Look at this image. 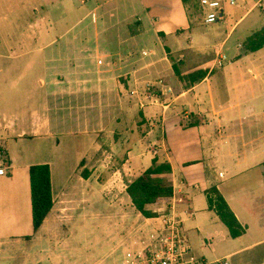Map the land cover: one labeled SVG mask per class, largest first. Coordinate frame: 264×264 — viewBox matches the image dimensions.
Listing matches in <instances>:
<instances>
[{
  "label": "crops",
  "instance_id": "1",
  "mask_svg": "<svg viewBox=\"0 0 264 264\" xmlns=\"http://www.w3.org/2000/svg\"><path fill=\"white\" fill-rule=\"evenodd\" d=\"M242 1L241 7L225 4L222 15L231 24L225 34L215 23L207 24L203 16L199 23H194L184 0L89 1L92 9L84 18H106L115 29L111 30V35L122 39L117 43L120 48L141 50V53L148 51L151 56L146 63H151L145 66L150 65L154 74L166 75L164 86L155 83L163 92L153 93L140 102L149 124L142 142L136 141L142 143L141 149L135 147L106 183L97 188L115 192L117 211L121 193L120 196L129 202V208L136 211L137 216H143L127 194L128 184L148 169L157 155L165 153L173 169L169 178L177 194L185 199L181 209L189 212L184 215L185 229L207 234L227 250L213 262L221 263L224 258L230 264H264V47L255 52L247 49L249 38L263 30L264 16L250 18L253 11L259 9L258 0ZM20 2L23 7L20 11H24L28 19L25 20L27 30L17 42L19 55L42 57L24 63L21 70L26 78L36 77L34 81L42 89H55L60 83L54 74L59 69V60L53 56L59 48L56 47L58 39L52 38L51 32L63 26L61 19H67L76 8L69 0ZM204 24L213 26L203 28ZM130 26L134 27V32H140L133 35ZM220 52H225L228 60L223 67H216ZM171 54H179L180 60L185 61L177 74L180 77L176 76ZM46 55L52 57L45 64ZM206 58L208 61L213 58L209 67L202 63ZM97 65L87 69L89 77L83 84L91 86L95 79L101 95L119 97V89L122 91V85L131 82L137 73V70L128 69L124 74L127 82H122L124 68L119 62L108 63L100 70ZM37 69L40 73L34 75ZM78 70L74 66L70 69ZM97 70L100 71L98 76L95 75ZM196 72H206V75L192 82V75H199ZM72 81L74 78L69 80ZM170 88L172 92H168ZM88 91L92 93L93 90ZM100 112L107 111L100 109ZM59 113L58 106L52 110L44 105L32 111L29 118L18 117L16 121H21L20 125L13 122L11 126L7 114L0 111V144L6 147L9 166L8 174L0 175V264H42L49 257L52 262L53 250L61 245V241L52 240L54 235L59 237L64 229H74L77 225L86 226V220L90 219L95 176H69L65 187L56 191L52 159L21 165L14 161L12 148L22 141L24 144L29 140L40 141L53 151L65 140L63 137H73L69 132H60ZM102 117L105 119L106 115ZM38 164H49L52 168L54 206L35 232L32 203L23 214L13 213L10 208L6 209L5 192L16 205L22 194L31 195L29 170ZM90 164L84 160L80 162L84 167ZM17 169H21L23 176L16 173ZM117 187H123L124 193H119ZM213 187L218 188L245 227L242 236L231 237L227 226L209 207L207 191ZM100 202L105 212L110 210L111 204L105 197ZM152 208L158 211L164 207L153 205ZM47 225L52 230V242L46 235ZM52 243L51 253L44 252L43 248ZM57 257L60 256L55 259Z\"/></svg>",
  "mask_w": 264,
  "mask_h": 264
},
{
  "label": "rangeland",
  "instance_id": "2",
  "mask_svg": "<svg viewBox=\"0 0 264 264\" xmlns=\"http://www.w3.org/2000/svg\"><path fill=\"white\" fill-rule=\"evenodd\" d=\"M69 2L76 8L75 12L67 19H61L63 26L51 32L52 38L58 39L56 47L59 48V52L53 57L59 60V69L54 71V74L59 77L60 83L55 89L49 87L45 90L35 83L36 77L29 75L26 78L21 70L24 63L42 58L39 55H19L20 49L17 42L23 38L22 33L27 30L25 20L28 19L25 18L24 11L23 13L20 11L23 10L21 2L20 0H0V111L7 114L13 126V122L20 125L21 121H16L18 117L29 118L32 111L40 110L44 105H48L52 110L58 106L60 113L57 120L60 132H69L73 137H63L65 140L53 151L47 147V144L40 141L37 143L29 140L25 144L22 141L12 148L14 161L18 162L17 165H21L29 161L52 159L56 191L65 187L69 176H95L92 184V213L90 219L85 222L86 226L77 225L74 229H64L59 237L57 234L54 235L52 240L61 241V245L55 251L53 250L52 262L49 257L42 264H122L126 249L139 242L146 227V217L137 216V212L129 208V202L120 196L123 187L116 189L120 193L118 211L114 206L115 192L99 190L97 187L106 183L109 175L127 160L129 153L135 147L141 149L142 143L138 144L136 141L139 139L142 142L149 124L140 102L149 93L161 94L162 91L153 82L166 79V75L154 74V69L150 65L145 66L151 63H146L147 58L151 56L150 53L144 55L141 50L128 51L120 48L117 43L122 39L111 35V30L115 29L110 27L111 23L106 18H93V16L84 18L92 9L90 2L86 4H83L81 0H69ZM187 7L191 20L199 23L201 18L198 5L191 0ZM100 12H98L99 15ZM261 14L260 9H255L250 18H262ZM226 19L225 16L221 17L220 21L215 23V26L219 27L220 32L224 34L231 27ZM206 26L213 25L204 24L203 28ZM69 27L73 28L68 31ZM134 27L130 26L131 33ZM51 57V55L44 56V63L50 62ZM170 57L177 70L176 76L180 77L177 74L180 73V68L185 61L180 60L179 54H171ZM212 59L209 62L206 58L202 63H207L209 67ZM101 60L102 64L99 63ZM112 62H119L124 68H122V82H127L124 74L128 72V69L137 70L133 79H130L132 80L130 84L127 82L122 85V91L119 89V97L110 94L101 95L95 79L91 86L89 83L85 84L87 86L83 84L84 79L89 77L87 73L89 67L98 64V70H100ZM73 66L80 70L70 71ZM98 70L97 74L95 73L96 76L100 74ZM37 71L38 69L33 71V74L40 73ZM73 78L74 81L69 82ZM90 88L93 90L92 93L87 92ZM133 89L138 90V93L133 95L131 93ZM52 92L56 94L53 96ZM100 109L102 112H107L101 114ZM104 114L105 119L101 118ZM5 153L7 155L6 149ZM159 156L163 160L167 158L165 153ZM82 160L91 164L84 167L85 165H80ZM102 164L104 165L101 166ZM20 170L17 169L16 173L23 176ZM5 193L7 194L6 209L10 208L13 213L23 214L27 206L32 203L30 194L29 196L22 194L16 205L15 200L7 192ZM104 197L111 204L110 210L106 212L100 202ZM163 207L166 206L163 204ZM65 211L67 215L68 211ZM45 230L47 238L52 242L51 228L47 225ZM185 234L195 256L201 260L213 262L227 252L225 247L207 234L201 235L186 229ZM51 245L54 244L43 248L44 252L51 253L53 249ZM55 256L60 257L55 259Z\"/></svg>",
  "mask_w": 264,
  "mask_h": 264
},
{
  "label": "trees",
  "instance_id": "3",
  "mask_svg": "<svg viewBox=\"0 0 264 264\" xmlns=\"http://www.w3.org/2000/svg\"><path fill=\"white\" fill-rule=\"evenodd\" d=\"M191 0H184L188 5ZM198 5L199 17L203 16V10L199 0H193ZM189 12V10H188ZM190 17L191 14L189 13ZM133 28V26H131ZM139 33L133 31L132 34ZM264 47V28L261 32L255 34L247 41L249 51H258ZM199 75H192V82L203 79L206 72H196ZM170 161L157 155L152 165L146 169L139 177L128 184L127 194L132 200L133 205L146 218L157 216L153 205L167 206L170 204L174 195V185L169 175L172 173ZM31 180V202L33 212V227L37 232L54 206L53 187H52V170L49 164L32 165L29 170ZM209 207L214 210L221 221L229 229L233 238L242 236L246 229L239 222L235 213L229 206L228 202L218 190L213 187L207 191Z\"/></svg>",
  "mask_w": 264,
  "mask_h": 264
},
{
  "label": "built area",
  "instance_id": "4",
  "mask_svg": "<svg viewBox=\"0 0 264 264\" xmlns=\"http://www.w3.org/2000/svg\"><path fill=\"white\" fill-rule=\"evenodd\" d=\"M90 0H81L83 4ZM203 10V18L207 24H214L223 17L225 4L232 7H241L242 0H199ZM256 6L261 10L264 16V0H258ZM95 18V16H94ZM144 55L149 52L144 50ZM228 60L225 52H220L216 58L215 66L223 67ZM99 63H103L101 60ZM165 85L164 80L153 82L155 85ZM148 85H151L148 83ZM162 90V89H160ZM168 92H172L171 88ZM163 92V91H162ZM161 92V93H162ZM133 95L138 90L131 91ZM153 93H149L152 95ZM148 95V96H149ZM147 96V97H148ZM143 106V103H141ZM4 145L0 144V175H7L9 166ZM174 187V195L169 205L156 211L157 216L146 218V227L144 228L139 242L126 249L122 264H230L226 259L220 263L208 262L197 258L190 247L188 238L185 234V217L188 214L181 209L184 204V197L179 196Z\"/></svg>",
  "mask_w": 264,
  "mask_h": 264
}]
</instances>
